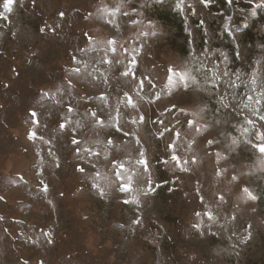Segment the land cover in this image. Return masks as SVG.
<instances>
[{"label": "rangeland", "instance_id": "rangeland-1", "mask_svg": "<svg viewBox=\"0 0 264 264\" xmlns=\"http://www.w3.org/2000/svg\"><path fill=\"white\" fill-rule=\"evenodd\" d=\"M260 3L0 0V264H264Z\"/></svg>", "mask_w": 264, "mask_h": 264}, {"label": "snow or ice", "instance_id": "snow-or-ice-1", "mask_svg": "<svg viewBox=\"0 0 264 264\" xmlns=\"http://www.w3.org/2000/svg\"><path fill=\"white\" fill-rule=\"evenodd\" d=\"M12 2H13V0H8V4H11ZM210 2H211V0H202V3H205V4H208V3H210ZM227 3L230 5V4L232 3V0H227ZM257 8H264V3L255 4V5H254V7H253V11H252V15H253V16L256 15V9H257ZM227 27H228V26H227V24H226V25H225V29H226V30H227ZM245 27H247V24H245ZM85 35H87V34H85ZM229 35H231V33H229ZM108 43H109L110 45H114L115 42H114V41H109ZM112 51H113V52L115 51V47L112 48ZM225 59H227V57H225ZM102 62L108 63V61H107L106 59H102ZM73 71L79 73V72H80V69H79V68H76V69H74ZM169 72H173L174 75L176 74V73L174 72L173 69H169ZM225 74H227V73H225ZM124 75H128V73L125 72ZM253 75H255V74H253ZM133 76H134V74H133ZM187 79H189V74H188V73L185 72V73L180 74V80H187ZM149 83H150V84L152 83L151 80H149ZM173 83H174V82H173V79H172L171 77H169V78H168V81H167V86H168V87H171V86L173 85ZM255 83H256V81H255V79H253L252 84L255 85ZM140 86H141V88L143 87V81L140 82ZM153 87H155L154 84H153ZM248 100H249V101H253V100H254V101H255V104H260L261 101L264 100V93H261V94H260V98H254V97H252V96H249V97H248ZM128 103L131 104V98H130V97L128 98ZM133 107H134V105H133ZM224 107H227V105H224ZM68 111L71 112V111H73V109H72L71 107H69ZM241 111H243V109H241ZM256 111H257V109L253 108V113H255ZM30 116H31L32 118L37 117V112H36V111H32V112L30 113ZM140 120H141V122H143V120H144L143 116L140 117ZM33 122H34V123H38V121H36L35 119L33 120ZM101 123H102V122H101ZM161 123H162V121H161ZM244 123H246V124H248V125H252L254 122H253L252 120H250V119L245 118ZM188 124H189V126L191 127V126H192V121H189ZM65 127H66L65 124H60V128H61V129H64ZM116 130H117V131H122V129L119 127V124H118V123L116 124ZM168 130H169V129H165V131H168ZM197 131H199V129H197ZM124 135H128V133L125 132ZM179 136H180V133H179V132H176V137L179 138ZM35 137H36V133H35V132H32V133H31V138H35ZM257 139L260 140L261 142H260L259 144H253L252 147L255 148V149H257L262 155H264V133H260V134H258ZM72 142H73L74 144H78V143H79V141H77V140H75V139H73ZM109 143H112V141L109 140ZM211 143H212V141H209V144H211ZM168 148H169V149H175V145H174V144H169V145H168ZM140 155H141V157H143L144 153L141 152ZM171 160H172V161H175L177 165L180 164V158L175 154V151H173V154L171 155ZM138 163L144 165L145 171H147V161H146V160H144V159H140V160L138 161ZM118 167L123 168V165H118ZM78 171L83 172L84 169H83V168H79ZM126 189H127V185L121 184V190H126ZM46 190H47V189L45 188V191H46ZM243 192H244V194H245L248 198H250V199H252V200H255V199L257 198V197H256V196H255V195H254L249 189H247V188L243 189ZM101 195H103V192H101ZM0 199H3V197H0ZM125 203H127V201H125ZM197 215H199V213H198ZM211 218H212V217H211V215L209 214V219H211Z\"/></svg>", "mask_w": 264, "mask_h": 264}]
</instances>
